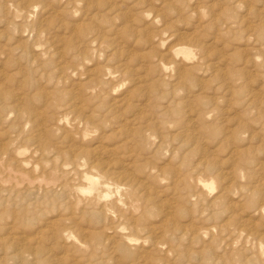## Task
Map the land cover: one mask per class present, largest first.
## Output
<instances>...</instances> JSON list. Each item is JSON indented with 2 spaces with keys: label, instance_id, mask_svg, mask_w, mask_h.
Returning a JSON list of instances; mask_svg holds the SVG:
<instances>
[{
  "label": "rangeland",
  "instance_id": "obj_1",
  "mask_svg": "<svg viewBox=\"0 0 264 264\" xmlns=\"http://www.w3.org/2000/svg\"><path fill=\"white\" fill-rule=\"evenodd\" d=\"M0 159V264H264V0H0Z\"/></svg>",
  "mask_w": 264,
  "mask_h": 264
},
{
  "label": "bare ground",
  "instance_id": "obj_2",
  "mask_svg": "<svg viewBox=\"0 0 264 264\" xmlns=\"http://www.w3.org/2000/svg\"><path fill=\"white\" fill-rule=\"evenodd\" d=\"M130 18V17H129ZM197 24V23H196ZM73 31V30H72ZM177 48V47H176ZM61 54V53H60ZM6 91V90H5ZM33 95V94H32ZM19 100V99H18ZM16 103V102H15ZM13 105V104H12ZM16 106H17V104H16ZM14 108V107H13ZM18 108V107H17ZM19 108L21 109V107L19 106ZM24 110V109H23ZM19 111V110H18ZM21 111H22V109H21ZM31 111V110H30ZM25 112V111H24ZM29 112V111H28ZM35 114V113H34ZM20 115V114H19ZM28 115H30L29 113H28ZM36 115V114H35ZM25 116H27V114L25 113ZM33 116V115H32ZM25 118H27V117H25ZM28 118H30V117H28ZM36 119V118H35ZM34 119V120H35ZM27 120V119H26ZM30 120V119H29ZM139 120H141V119H139ZM146 123L147 121H143V123ZM140 124V123H139ZM142 126V125H141ZM140 126V127H141ZM146 125H143L142 127H145ZM139 127V128H140ZM150 128V127H149ZM151 129V128H150ZM146 130H147V128H146ZM146 130H143V131H146ZM148 133V132H147ZM2 146V145H1ZM4 148V147H3ZM9 149V148H8ZM42 151H43V148H42V150H41V154H43L42 153ZM45 151V150H44ZM7 152V151H6ZM60 154V153H59ZM71 157V156H70ZM99 157V156H98ZM73 158V157H72ZM95 163V162H94ZM97 164V163H96ZM95 166H98V165H95ZM99 166H101L100 164H99ZM36 169V168H35ZM52 170H53V168H52ZM72 170V169H71ZM57 171V170H56ZM43 172V171H42ZM44 174V173H43ZM41 175V174H40ZM47 175V174H46ZM64 176V174H62V173H59V174H51L49 177L47 176V177H44V175L43 176H41V178L40 179H38V180H36L35 178H33V177H30V176H28L24 171H22V170H17V171H14L13 170V167L11 166V164H5L4 163V161L2 160V159H0V184H8V183H10V184H13V185H15V186H23L24 187V189L26 188V189H28V188H31L32 187V189L34 188V187H37V186H44V188H49V189H51V190H54V189H56V187L55 186H58V184L60 183V186L59 187H61V186H65V185H63V184H65V179H61V177H63ZM92 176V175H91ZM91 176H84V184L83 185H80V187H77L76 188V193L77 194H82V195H92L93 197H99L100 196V193H101V191H100V189H99V185H100V182H99V180H97V179H95L94 177H91ZM117 177V176H116ZM121 178H123L124 179V177H121ZM126 178V177H125ZM117 180H120V179H118V178H116ZM62 180V182H60ZM121 181V180H120ZM128 182V181H127ZM126 182V180H125V183H127ZM119 183V184H118ZM124 183V182H123ZM129 183V182H128ZM62 184V185H61ZM110 183H107V182H104V183H102V185L105 187V189L107 190V192H108V190H110V185H109ZM121 184V182H117V183H114V184H112V185H116V192H119L121 189V186L122 185H120ZM124 185V184H123ZM131 185V184H130ZM14 186V187H15ZM196 186H197V183H196ZM2 187V186H1ZM12 187V186H11ZM13 187V188H14ZM3 188V187H2ZM63 188H65V187H63ZM6 189V188H5ZM24 189H22V190H24ZM49 189L47 190V189H45V190H47L48 192H49ZM8 190V189H7ZM10 190V189H9ZM14 190V189H13ZM31 190V189H30ZM30 190H28L29 191V194H30ZM64 190V189H63ZM12 191V190H11ZM17 191V190H16ZM28 191H26V192H28ZM47 191H46V195H48V193H47ZM35 192V194L37 193L36 191H34ZM45 192V191H44ZM29 194H27V195H29ZM31 194H32V192H31ZM30 194V195H31ZM52 195L51 196H53V194H54V191L51 193ZM50 196V197H51ZM107 196V194L105 195V197ZM131 196V195H130ZM33 197V196H32ZM100 199V198H99ZM130 200H132L131 198H130ZM131 202H133V201H131ZM92 203V202H91ZM175 208V207H174ZM36 212V211H35ZM167 213V212H166ZM165 214V213H164ZM65 218V217H64ZM52 220V219H51ZM46 222V221H45ZM48 222V221H47ZM50 222V221H49ZM47 224V223H46ZM53 224V223H52ZM50 225V224H49ZM45 226V225H44ZM48 226V225H47ZM184 227V226H183ZM181 230H183V229H181ZM192 239V238H191ZM187 253V252H186ZM28 255V254H27Z\"/></svg>",
  "mask_w": 264,
  "mask_h": 264
}]
</instances>
